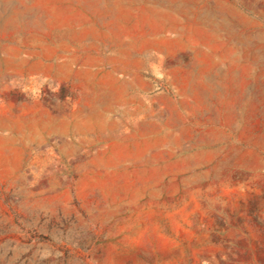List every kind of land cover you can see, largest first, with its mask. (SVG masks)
Segmentation results:
<instances>
[{"label": "rangeland", "instance_id": "rangeland-1", "mask_svg": "<svg viewBox=\"0 0 264 264\" xmlns=\"http://www.w3.org/2000/svg\"><path fill=\"white\" fill-rule=\"evenodd\" d=\"M0 264H264V0H0Z\"/></svg>", "mask_w": 264, "mask_h": 264}]
</instances>
